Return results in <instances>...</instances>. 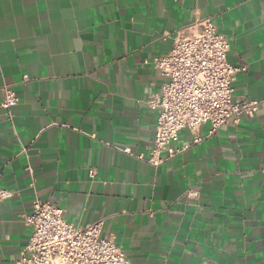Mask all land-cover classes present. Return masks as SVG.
<instances>
[{
    "label": "crops",
    "instance_id": "crops-1",
    "mask_svg": "<svg viewBox=\"0 0 264 264\" xmlns=\"http://www.w3.org/2000/svg\"><path fill=\"white\" fill-rule=\"evenodd\" d=\"M209 18L244 68L232 100H262L264 0H0V103L3 86L17 97L0 108V264L25 249L35 198L76 226L101 220L130 264H264V106L203 124L196 144L182 129L148 163L147 102L167 83L154 60Z\"/></svg>",
    "mask_w": 264,
    "mask_h": 264
},
{
    "label": "built area",
    "instance_id": "built-area-1",
    "mask_svg": "<svg viewBox=\"0 0 264 264\" xmlns=\"http://www.w3.org/2000/svg\"><path fill=\"white\" fill-rule=\"evenodd\" d=\"M229 48L228 39L217 32L209 18L178 31L171 50L154 60L167 83L147 102L156 112L149 164L156 167L163 162L160 154L177 140L182 129L191 132V143L196 144L201 141L198 130L203 124H209V134L213 135L227 122L238 124L242 116L252 117L264 106V98L232 100L233 76L244 68L228 63ZM16 104V94L3 86L0 108L10 116ZM180 152L167 149V156ZM183 195L198 198L193 190ZM9 197L8 192L0 191V200ZM24 222L30 236L17 264H130L110 238L100 237L101 220L79 227L66 222L57 206L35 198Z\"/></svg>",
    "mask_w": 264,
    "mask_h": 264
}]
</instances>
